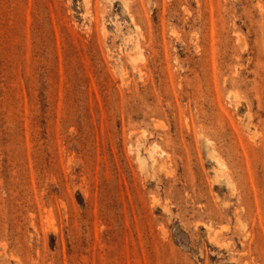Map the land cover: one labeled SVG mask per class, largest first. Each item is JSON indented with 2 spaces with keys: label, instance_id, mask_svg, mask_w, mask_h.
Listing matches in <instances>:
<instances>
[{
  "label": "rangeland",
  "instance_id": "374dc122",
  "mask_svg": "<svg viewBox=\"0 0 264 264\" xmlns=\"http://www.w3.org/2000/svg\"><path fill=\"white\" fill-rule=\"evenodd\" d=\"M0 264H264V0H0Z\"/></svg>",
  "mask_w": 264,
  "mask_h": 264
}]
</instances>
